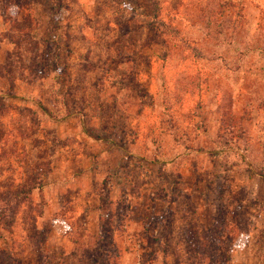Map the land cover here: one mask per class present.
I'll list each match as a JSON object with an SVG mask.
<instances>
[{
  "label": "rangeland",
  "instance_id": "374dc122",
  "mask_svg": "<svg viewBox=\"0 0 264 264\" xmlns=\"http://www.w3.org/2000/svg\"><path fill=\"white\" fill-rule=\"evenodd\" d=\"M217 230L264 264V0H0V264H190Z\"/></svg>",
  "mask_w": 264,
  "mask_h": 264
},
{
  "label": "trees",
  "instance_id": "16d2710c",
  "mask_svg": "<svg viewBox=\"0 0 264 264\" xmlns=\"http://www.w3.org/2000/svg\"><path fill=\"white\" fill-rule=\"evenodd\" d=\"M208 237L210 239L205 240L206 242H203V246L206 247L204 251L201 252L200 258L198 260H192L190 264H228V255L225 254V250L222 249V246H220L221 240H224L225 237L231 238V233L228 234L224 233L223 231H213L212 234H208ZM210 240H217V243L213 246L209 245L212 243H207ZM207 244V245H206ZM216 246V247H215Z\"/></svg>",
  "mask_w": 264,
  "mask_h": 264
}]
</instances>
